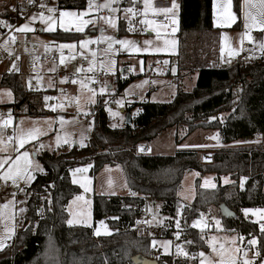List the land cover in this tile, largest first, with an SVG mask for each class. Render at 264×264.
<instances>
[{
  "label": "trees",
  "instance_id": "1",
  "mask_svg": "<svg viewBox=\"0 0 264 264\" xmlns=\"http://www.w3.org/2000/svg\"><path fill=\"white\" fill-rule=\"evenodd\" d=\"M177 1V36L179 50L183 52L184 40L190 34L213 30L212 0ZM240 3L241 0H232L238 17ZM66 7L82 6L68 1ZM7 14L8 11L0 7V17ZM117 28L118 34L127 31L121 22ZM47 35L57 42L78 41L81 37V33L62 30ZM177 61L181 65V59ZM197 64L198 76L192 90L177 89L168 102L139 103V111L131 123L121 127L109 125V115L103 108L104 96L97 97L94 108L98 111L85 146L70 149L63 146L61 150L43 151L37 156L42 171L35 174L27 189L29 194L23 224L13 236L12 243L0 250V264H133L132 256L141 254L146 257L150 246L147 237L137 236L130 229L143 198L154 199L163 215L174 217L180 206L178 192L181 180L191 170L198 171L199 175L195 179L192 201L181 210L180 231L184 250L194 254L198 249L206 248L201 232L190 226V222L209 207H215L225 231L237 232L248 238L256 236L259 253H264V235L260 233L258 224L241 215L244 207H264V147H220L212 152L208 163L200 161L195 149L177 150L171 155L140 154L136 151L137 145L149 143L170 127L184 126L187 133L197 128L216 129L225 143L257 134L264 136V54L224 68ZM21 74H1L0 87L10 89L15 100L9 107L20 113V108L25 106V113L29 116L49 114L43 105L44 92L49 89L33 91L25 88ZM133 77L121 79L117 73L118 89ZM133 107L128 106L126 111L130 112ZM222 114L223 119H219ZM86 163L91 164L92 175L105 164H120L131 192L128 195L93 196V219L106 218L113 229L106 236L94 235L92 227L68 225L66 222V204L80 192L71 181V171ZM205 173L216 177L226 175L230 182L214 188H201L200 178ZM221 204L232 210L233 216H222ZM170 218L167 219L169 223ZM156 253L157 264H190L185 258L162 254L159 249Z\"/></svg>",
  "mask_w": 264,
  "mask_h": 264
},
{
  "label": "rangeland",
  "instance_id": "2",
  "mask_svg": "<svg viewBox=\"0 0 264 264\" xmlns=\"http://www.w3.org/2000/svg\"><path fill=\"white\" fill-rule=\"evenodd\" d=\"M13 2L14 0L1 1L0 7L7 10ZM173 2H175L176 7L168 14L154 13L149 8L147 11L148 20L154 21L152 17L164 16L166 21H154L155 23L151 27L146 24V28L150 33L143 36H139L133 31L118 34V23L115 16H97L86 7H64L57 14L40 9L28 15L19 27L28 23L35 31L22 33L28 35L31 41L39 45H55L59 50L56 62L46 63L42 65L40 70L32 74H21L22 84L25 88H29L30 86L29 77L34 78V86L41 87L42 85H46L48 87L49 90L44 92L43 97H50L51 99L47 101L43 99V105L50 113L43 116H29L25 113V106L20 108V113H16L9 108L10 104L15 103L12 91L8 88L0 87V120H8L9 116L11 118V123L7 127L0 125V140L4 141L0 145V158L10 157L14 160L17 155V152L14 151L18 143L17 138L23 136L27 139L29 135L35 136V139L29 140V142L19 149L21 153L24 151L29 153L28 161L30 163L23 159L18 162L21 168H27L35 176L36 173L42 171L40 170L42 169V165L37 156L43 151L61 150L63 146L65 147L64 149H70L73 146L80 148L87 144L92 134V128L87 126L85 119L81 115H87L95 107L97 97L104 96L103 104L110 118L109 125L111 127H121L124 125L127 113L126 108L128 106L134 105L129 112L132 118L138 113L139 103L141 102H168L172 99L177 89L192 90L191 85L196 82L198 76L197 63H204V65L209 67L224 68L237 61L247 62L257 59L264 54V51L259 49L260 42H264V30L259 28H250L248 31L253 40L249 41L245 38L243 45H241L242 34L246 31L244 27L245 14H249V20L251 16H255L257 20H264V7H261L259 0H241L240 17H238L233 8L232 0H212L213 30L207 33L190 34L184 40L186 43L184 44L183 52L179 50V38L177 36L179 2L177 0H156L151 2V5L155 8H172ZM226 4L229 5L228 10L235 17L234 22L229 23L225 21ZM41 12L45 16H51L55 21L51 25L54 29L53 31L78 32L81 33L80 39L70 42L52 40L47 35V33L53 32L47 30L49 27L48 23H42L39 19L35 21L30 20L33 14L38 17ZM61 12H73L77 13V16H65L63 18V27H61ZM81 12L86 13V15L79 16ZM108 17L114 19L115 27L106 22V18ZM173 19L175 20L174 24L172 22ZM237 21L239 23L234 27ZM159 25H164V27H160ZM78 26L82 27L83 31H77ZM169 26L175 28V31L167 34L166 30ZM91 30H94V32H91ZM107 38H111V40ZM85 40H90L92 41L91 43L95 44L99 43L108 51L118 47L122 55L113 58H100L102 53L98 54L88 49L91 43L81 48L80 42ZM118 41H131L134 43L129 46L122 45ZM145 41H150L151 43L145 44ZM64 44L73 45V47L61 48L60 45ZM137 48L140 51H136L135 49ZM145 48L148 51H143ZM157 48L163 49V51H154ZM222 48L224 49L223 51H221ZM230 50L238 52V54L230 56ZM154 55L165 56L164 62L168 58L172 60L179 58L181 59V65L178 64L176 69L171 67V74L169 75L160 72L159 69L147 71L145 64ZM79 56L86 59V63L82 66L75 64ZM61 59H63V63H61ZM60 66L65 67L67 72L66 74L57 76L56 72ZM127 66L134 67L135 72L133 75L135 77L130 79L119 90L118 84L115 81V75L119 73L121 79L127 78V75L122 74V71ZM77 68L82 70L77 72ZM89 68H91V71L88 70ZM96 70H103L108 74L109 79L93 88L91 83L95 77L94 72ZM73 80L77 82L73 83ZM81 82L87 85V87H81ZM89 89L93 90L95 94ZM101 89H104V91L101 92ZM63 90H65V93L62 92ZM8 91L11 92V96L7 95ZM109 101H113L114 103L111 107L106 106ZM53 106H55V110H53ZM60 117H63V122H61ZM218 118L223 119V114ZM8 127H12L13 129L12 142L8 140L10 135L6 133ZM185 129L186 127L184 126L166 129L149 142L150 152L148 153L171 155L177 150L195 149L198 152L200 161L208 163L203 160L202 154L206 152L212 153L220 147L249 145L264 147V136L261 134H257L252 138L237 139L225 143L220 141V136L216 129L197 128L191 133H187ZM57 138H59V144L57 143ZM176 138L178 141H176ZM141 144L147 143L142 142ZM7 168L8 164H5L4 169H0V171H6ZM90 168L91 164L86 163L71 171V181L79 187L80 192L74 194L66 204L68 215L66 222L68 225L92 227L94 235L99 230L100 235L98 236H106L111 234L113 229L109 226L106 218L93 219V196L128 195L131 192L127 187L125 175L120 164H105L95 175L91 174ZM198 175L199 173L196 170L187 171L184 174L178 192L180 206L174 217L165 216V219L170 218V223L175 228H177L176 221H181L182 207L189 204L194 197L195 179ZM0 181L3 184L9 183L10 185L8 189L0 190V213H2L0 215V242L5 247L12 243L13 236L23 224V214L26 211V200L29 194L27 189L33 179L28 182L27 174H25V179L17 180L15 185L11 180L4 181L0 179ZM206 181L207 186H205ZM229 182L230 179L226 175L216 177L212 173H205L200 178L199 186L201 188H214L218 184H227ZM77 197H83V199H77ZM4 205L7 206L4 207ZM246 208L254 210L264 209V207L259 206L241 209V215L253 222L258 220L259 214L254 215L250 212L245 216L242 210ZM178 210L179 216L177 214ZM110 218H114V216H110ZM69 220L73 222L69 224ZM158 220L161 221L162 217H159ZM217 220L220 221L219 226L216 224ZM193 221H198L202 225V227L194 228L201 232L206 248H200L194 254L188 253L187 256L176 252L175 256L187 259L188 263L200 264L199 253L204 252L207 256L211 252V242L218 252L221 251L220 245H224L223 259L226 262L230 257L238 256L239 264H243L244 257L242 253L244 251H247L248 259H254L255 264H261V261H264V253L253 257L254 252H259L258 243L255 246L248 244V241L256 236L248 238L237 232L225 231L220 217L216 215L215 207H209L206 211L201 212L198 217H195L190 222V226L192 227ZM213 237H215V240L212 239ZM240 237H243V239H240ZM166 241L168 240H157L156 245L159 247L161 253L172 254L171 243L168 245L167 251L163 247V243ZM237 248L241 250L240 253L235 251ZM182 249L184 250V248ZM48 250L49 246H47ZM184 252L186 251L184 250ZM211 258L213 260L220 259L217 253H211Z\"/></svg>",
  "mask_w": 264,
  "mask_h": 264
},
{
  "label": "built area",
  "instance_id": "3",
  "mask_svg": "<svg viewBox=\"0 0 264 264\" xmlns=\"http://www.w3.org/2000/svg\"><path fill=\"white\" fill-rule=\"evenodd\" d=\"M68 1L75 2L76 4L80 3L82 7L88 8L93 14L97 16H115L117 18V23H123L126 26L127 31H133L139 36L150 33V31L146 28V24H142L140 22L141 20H148L149 18L148 15L144 12L145 6L143 0H135V2H133V0H115L114 3H111V7L118 9V11L116 12L110 11L109 8H97L98 5L104 4L106 0H92L91 9L89 8V0H33L32 3H29V0H14L13 4L7 9L8 14L0 17V20L6 21L8 24H11L13 26L12 29H9L4 25H0L1 74H32L40 70L42 65L50 62H56L58 60L59 50L55 45H39L31 41L28 35L23 34L22 32H16L14 31V29L18 28L22 21L32 12L38 11L40 9L46 11H48V9H52V13L57 14L62 8L66 7ZM154 1L156 0H151V2ZM41 4L45 5V7L41 8ZM129 7H133L136 10L137 14L132 15L130 13H126L124 9ZM126 17H130L131 19L132 30H129V19ZM152 18L154 19V21H166L164 16H155ZM172 32L173 28L169 26L166 30V33L170 34ZM13 35L15 36L14 41L10 39V37ZM5 41H7V43H5ZM88 49L98 54L102 53V56L100 58H113L122 55L118 47H116V49L114 50L108 51L99 43H91ZM164 60L165 56L154 55L147 60L145 68L147 71H155L156 69H159L160 72L169 75L171 74L170 68L174 67L176 69L178 66V61L168 58L166 60L167 63H165ZM85 63L86 59L82 56H79L75 62L77 66H82ZM13 65H15V67H13ZM9 69L12 70L9 71ZM66 72V68L60 66L56 72V75L60 76L66 74ZM134 72V67L127 66L124 71H122V74H125L129 77L133 75ZM94 75L95 77L91 83V86L93 88H96L99 84L104 83L109 79L108 74L103 70H96L94 72ZM28 79L30 82V86L28 89H31L33 91H44L48 89L46 85H42L41 87L34 86L35 81L33 77H29ZM62 92L65 93V90H63ZM113 104V101H109L106 106L111 107ZM9 108L13 110V107ZM103 108L105 109V106H103ZM97 111V108H93L87 115H81L85 119L87 126L91 128L93 127V119ZM6 133L12 136V127H8L6 129ZM219 136L220 141L224 142V138L221 135ZM136 151L141 154H146L150 152V147L147 144H139L136 146ZM211 156L212 153L209 152L202 154V158L205 162H209L211 160ZM9 187V183L3 184L0 181V190L8 189ZM159 217H162L161 221L158 220ZM130 229L137 236H145L149 239V252L146 256L148 259L155 260L157 255L156 252L159 247L157 245H155L154 247L153 241L161 239H167L168 241H170L172 245V255H174V257H179L175 256V254L176 252H178L176 245H180L181 248H183L181 231L180 229L178 230L177 228H175L167 221V219H165V215H163L160 211L159 204L154 199L150 197L143 198V203L139 208L138 216L132 221ZM177 231L180 232L178 238L176 236Z\"/></svg>",
  "mask_w": 264,
  "mask_h": 264
},
{
  "label": "snow or ice",
  "instance_id": "4",
  "mask_svg": "<svg viewBox=\"0 0 264 264\" xmlns=\"http://www.w3.org/2000/svg\"><path fill=\"white\" fill-rule=\"evenodd\" d=\"M33 0H29V3H32ZM115 0H106V2L102 5H98L97 8H109L110 11L112 12H116L118 11V9L116 8H112L111 7V3H114ZM133 2H135V0H133ZM144 2V12L145 14H147V11L149 10V8H151V10L154 12V13H164V14H168L170 12H172V9H174L176 7V4L175 2H173L172 4V8H155V7H152L151 5V0H143ZM260 2V5L261 7H264V0H259ZM41 8L45 7V5L41 4L40 5ZM228 7L229 5L226 4L225 5V21L226 22H234L235 20V17L234 15L228 10ZM89 8L91 9L92 8V0H89ZM14 10V9H13ZM49 12H52L53 10L52 9H48ZM124 11L126 13H130L132 15H136L137 12L136 10L133 8V7H129V8H126L124 9ZM86 15V13L84 12H81L79 13V16H84ZM65 16H72V17H75L77 16V13H73V12H61L60 13V19H61V27H63V18ZM129 19V30H132L131 28V19L130 17H126ZM39 19L42 23H48L49 24V27H48V31H53L54 29L51 27V25L53 23H55V21L53 20V18L51 16H45L43 12L39 13V16L37 17V15L33 14V16L30 18L31 21H35ZM106 22L115 27V21L112 17H108L106 18ZM142 24H147L149 25L150 27L155 23L154 21L152 20H147V19H144V20H141L140 21ZM173 24L175 23V20L173 19ZM82 23H86V22H82ZM0 25H4L6 27H8L9 29H12V25L11 24H8L6 21H3V20H0ZM160 27H164V25H159ZM246 31L242 34V37H241V45H243V41L244 39L246 38L247 40L249 41H252L253 40V37L250 35L249 33V29L250 28H259L261 30H264V20H257V18L255 16H251V19L249 20V14H245V25H244ZM77 31H83V28L82 27H77L76 29ZM14 31L16 32H30V31H35V29H33L32 27L29 26L28 23L24 24V25H21L20 27L14 29ZM173 31H175V28H173ZM10 39H12L13 41L15 40V36H11ZM109 40H111V38H107ZM92 41L90 40H85V41H81L80 42V46L81 48H83L85 45L91 43ZM5 43H7V41H5ZM118 43L122 44V45H132L134 42H131V41H118ZM145 44H150L151 42L150 41H145L144 42ZM167 43V42H166ZM174 43V42H173ZM61 48H71L73 47V45H68V44H64V45H60ZM109 47H111V45H109ZM259 49L261 51H264V42H260L259 44ZM136 51H140L139 48L135 49ZM224 49L222 48L221 51H223ZM143 51H148L147 48L143 49ZM154 51H163V49H160V48H157V49H154ZM235 54H238V52H235V51H232L230 50L229 51V55H235ZM94 55V54H93ZM61 63H63V59H61ZM165 63H167V61H165ZM13 67H15V65H13ZM12 69H9V71H11ZM18 70V69H17ZM82 69L80 68H77L76 71L79 72L81 71ZM89 71H91V68L88 69ZM67 79V78H65ZM62 82H64L62 80ZM73 83H76L77 81L76 80H73L72 81ZM81 87H87V85L83 84L81 82ZM90 91H93L91 89H89ZM101 92L104 91V89H101L100 90ZM93 94L94 91H93ZM7 95L11 96V92L8 91L7 92ZM46 101L51 99L50 97H45L44 98ZM53 110H55V106H53ZM60 120L61 122H63V117H60ZM11 123V118L9 116V119L8 120H0V125H2L3 127H7L8 124ZM18 139V143H17V146L16 148H14V151L17 152V155L15 157L14 160H12L10 157H3V158H0V169H4L5 167V164H8V168L6 171H0V179L4 180V181H8V180H11V182L15 185L17 183V180H23L25 179V174H27V181L30 182L32 179H34V176L31 174V172H29V170L27 168H21L19 165H18V162L21 161V159H23L24 161L26 162H29L28 161V157H29V153L27 151H24V152H20L19 149L23 147V145L27 142H29V140H32V139H35V136L33 135H29V137L27 139H25L23 136L17 138ZM8 140L9 141H12L13 140V136H9L8 137ZM66 142V141H65ZM4 143V141L0 140V145H2ZM57 143L59 144V138H57ZM41 147H43L41 145ZM9 161H11V163H9ZM39 168V166H37ZM42 170V169H40ZM227 182V181H226ZM205 186H207V181L205 182ZM214 187V185H213ZM241 187H243V178L241 180ZM134 195V193H133ZM77 199H83V197H77ZM7 205H4V207H6ZM21 211H23V209H21ZM245 214V216L248 215V213H253L254 215L256 214H259V218L258 220L256 221V223L259 224V230H260V233L262 235H264V209H243L242 210ZM178 216H179V210H178ZM0 215H2V213H0ZM73 221L69 220L68 223L71 224ZM101 223H103V221H101ZM216 224L217 226H219L220 224V221L217 220L216 221ZM176 227L177 229L179 230L180 229V222L179 220L176 221ZM193 227H202V225L198 222V221H193ZM96 235H100V232L99 230L96 231L95 233ZM180 235V232L177 231L176 232V236L177 238L179 237ZM213 240H215V237L212 238ZM240 239H243V237H240ZM171 242L170 241H166L163 243V247L165 248V251H167L168 249V245L170 244ZM186 243H191V241H187ZM258 243V240L256 237H253L252 239H250L248 241V244L250 246H255L257 245ZM156 245V241H153V246L155 247ZM4 247V244L2 242H0V249H2ZM176 248H177V251L185 256L188 255L187 252H184V250L181 248L180 245H176ZM210 248H211V252L206 256L204 252H200L199 253V256H200V264H239V257H230L228 259V261L226 262L224 259H223V252H224V245L221 244L220 245V249L221 251H217V248L211 244L210 242ZM235 251L237 253H240L241 250L239 248L235 249ZM211 253H217V255L220 257V259L218 260H213L211 258ZM244 259H243V264H255V261L254 259H248V253L247 251H244L242 253ZM260 253L258 251L254 252L253 253V257H256V256H259ZM261 264H264V261H261Z\"/></svg>",
  "mask_w": 264,
  "mask_h": 264
},
{
  "label": "water",
  "instance_id": "5",
  "mask_svg": "<svg viewBox=\"0 0 264 264\" xmlns=\"http://www.w3.org/2000/svg\"><path fill=\"white\" fill-rule=\"evenodd\" d=\"M91 32H94V30H91ZM131 120H132L131 115L127 111L124 124H130ZM219 210H220V213L222 214V216H225V217L233 216V211L230 210L225 204H221L219 207ZM131 261L133 264H157L156 260L148 259L147 257H145L141 254H136V255L132 256Z\"/></svg>",
  "mask_w": 264,
  "mask_h": 264
},
{
  "label": "crops",
  "instance_id": "6",
  "mask_svg": "<svg viewBox=\"0 0 264 264\" xmlns=\"http://www.w3.org/2000/svg\"><path fill=\"white\" fill-rule=\"evenodd\" d=\"M212 15H213V7H212ZM195 82V81H194ZM196 83V82H195ZM195 83H193L192 85H191V89H192V87L195 85ZM190 90V89H189ZM188 90V91H189ZM174 96V95H173ZM206 139H207V137H205ZM147 145L150 147V145H149V143H147Z\"/></svg>",
  "mask_w": 264,
  "mask_h": 264
}]
</instances>
